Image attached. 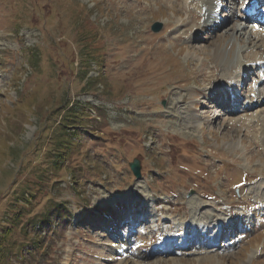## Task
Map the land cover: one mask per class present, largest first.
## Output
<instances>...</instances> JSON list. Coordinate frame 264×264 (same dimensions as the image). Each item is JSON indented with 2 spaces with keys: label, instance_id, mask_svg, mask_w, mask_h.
<instances>
[{
  "label": "rangeland",
  "instance_id": "rangeland-1",
  "mask_svg": "<svg viewBox=\"0 0 264 264\" xmlns=\"http://www.w3.org/2000/svg\"><path fill=\"white\" fill-rule=\"evenodd\" d=\"M206 1L0 0V264H264V102L212 101L264 40Z\"/></svg>",
  "mask_w": 264,
  "mask_h": 264
},
{
  "label": "bare ground",
  "instance_id": "bare-ground-1",
  "mask_svg": "<svg viewBox=\"0 0 264 264\" xmlns=\"http://www.w3.org/2000/svg\"><path fill=\"white\" fill-rule=\"evenodd\" d=\"M213 1H215V0H207L206 3H205V5H204V6L207 7V9H206L205 14H203V15H205V17H204L202 23L199 25V27H197L199 30L207 29L209 26H213L217 22V21L215 22L216 19H213V16L215 17V14L217 13L216 7L213 6V5L211 6V3H213ZM222 22H223L222 20L219 21V23H222ZM239 30H240V28H238V31ZM252 32H251L252 35H255L258 38L260 37L261 39L264 40V26H261L259 28H257L255 26L253 28ZM256 60H259V62H262L264 60V56L263 55H261V56L259 55V57H257L255 60L248 61L245 64L242 63L239 67L238 66L236 67V70L233 72L234 74H231L230 75V73H228V72H223L221 78L225 81V83L222 84L221 88L219 89L220 90V93L223 94V95L220 94L221 95V101L222 102L224 101V103H229L230 104V100H229L228 96H226V93L230 94V91L229 90L231 88H235V79H240L241 80V78H243L244 75H245V77H247L248 71L250 69H253V67L258 62ZM211 68H214V67H211ZM263 75H264V73H263ZM245 77H244V82H243L242 88L247 84V82H246L247 81V78L245 79ZM235 96H237V94ZM263 99H264V87H263V89H260L259 91H257L256 99L255 100H252V102H255V104L257 105V104L261 103V101ZM235 100H237V98H235ZM213 102H215V100H213ZM215 103H217V102H215ZM192 113L195 114V110H192ZM194 114H186L189 117V119H187V122L184 123V125H186L185 127H187V124H191V125L193 124V127H195V128H198V127L201 126V124L203 123V120H201V118L200 119H197ZM186 118H184V119H186ZM252 119H254V118H252ZM258 120H262V122H264V116L263 117H259L258 116ZM236 145L237 144H234V146H236ZM191 199H193V201H195L194 198H191ZM193 201L191 200L192 204H193ZM194 203H196V202H194ZM197 205L198 204H196L194 206H197ZM196 208H199V207L197 206ZM218 223L219 222L217 221L215 224H218ZM166 240H167V238H164L163 239V241H166ZM175 264H179V263L175 262Z\"/></svg>",
  "mask_w": 264,
  "mask_h": 264
},
{
  "label": "water",
  "instance_id": "water-1",
  "mask_svg": "<svg viewBox=\"0 0 264 264\" xmlns=\"http://www.w3.org/2000/svg\"><path fill=\"white\" fill-rule=\"evenodd\" d=\"M162 27V23L157 21L153 23L152 29L158 31ZM130 166L137 177H141V164L139 159H135L130 163Z\"/></svg>",
  "mask_w": 264,
  "mask_h": 264
},
{
  "label": "trees",
  "instance_id": "trees-1",
  "mask_svg": "<svg viewBox=\"0 0 264 264\" xmlns=\"http://www.w3.org/2000/svg\"><path fill=\"white\" fill-rule=\"evenodd\" d=\"M3 249H4V247H2V245L0 244V252H1V250H3ZM0 258H4V256L1 255V253H0Z\"/></svg>",
  "mask_w": 264,
  "mask_h": 264
}]
</instances>
